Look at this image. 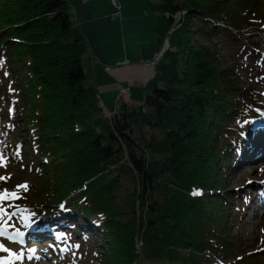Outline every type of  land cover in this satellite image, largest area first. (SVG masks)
<instances>
[{"label": "trees", "instance_id": "trees-1", "mask_svg": "<svg viewBox=\"0 0 264 264\" xmlns=\"http://www.w3.org/2000/svg\"><path fill=\"white\" fill-rule=\"evenodd\" d=\"M227 4L216 16L225 15L228 25L264 17V4L257 0ZM183 11L174 0H158L149 60L165 39L176 50L167 49L153 64L140 109L119 100L117 109L103 116L84 68L91 47L76 34L68 1L0 0V64L6 67H0V88L6 100L14 95L9 85L18 93L19 133L25 143L37 145V154L30 150L29 156L40 167L36 189L26 200L38 204L39 221L51 218L50 211L67 197L74 212L97 220L103 244L92 264H210V257H231L242 248L226 226L233 193L215 171L223 157L233 155L230 140L239 129L234 124L253 114L236 97L254 94L238 85L233 69L229 74L218 67L215 47L206 51L192 43L195 31L210 37L213 23L198 16L202 11H192L202 27L191 30L187 18L176 19ZM207 11L215 15L213 8ZM125 176L131 189L116 194ZM202 188L206 193L191 196Z\"/></svg>", "mask_w": 264, "mask_h": 264}, {"label": "rangeland", "instance_id": "rangeland-1", "mask_svg": "<svg viewBox=\"0 0 264 264\" xmlns=\"http://www.w3.org/2000/svg\"><path fill=\"white\" fill-rule=\"evenodd\" d=\"M67 1L75 23L76 34L84 38L91 47V51L89 50L84 55V68L96 89L99 102L102 106L100 108L101 114L109 116L110 113L117 109L120 103L119 100L124 101L132 108L140 109L146 95V83L155 72L153 64H156L158 61L159 54L166 41L165 39L162 48L156 55V59H153L154 61L151 60L153 61L151 64H146L145 62L149 61L155 53L151 49L155 50L153 44L155 43L154 35L157 26L158 0H118V11L112 6L110 0ZM234 1L218 0V3L214 5V2L210 0H174L175 4L184 9L183 12L177 14L176 19L182 21L184 18H187L192 23L191 30H196L201 24L197 21L198 19H194L192 11H202L204 14H198V16L203 20L209 21L211 17L216 16L221 10L226 12L225 9H229L227 3L233 4ZM257 1L264 4V0ZM218 4H220L222 9L217 10ZM212 8L215 11V15L208 14L207 10H211ZM214 18L225 22V15L223 14H219ZM252 23L260 25V28L252 27L250 30L253 34H256L254 33L256 31L259 33L257 41L252 40V37L247 35L245 38H235L231 30L215 26L216 30L208 38L199 35L195 31L192 43L195 44V48L197 45L206 47V51L215 47L218 56V67L223 71L235 69L234 72L237 74L241 84H245L248 79H253L257 85L258 100L264 104V99L261 96V91H264V18L262 20H255ZM245 25L246 23H242L236 25V27H243ZM169 45L168 40L167 49L170 51L176 50L175 46ZM253 45L255 46L254 48L251 47ZM125 61L128 62L127 65L122 64ZM105 67L109 69L106 70ZM202 151L205 152V149L202 148ZM0 158H2L0 159V192H11L15 189V186L21 187L22 182L19 180V173L12 169V165L7 161L5 155H2ZM226 164H228V161L227 158H224L220 171L223 169L221 175L227 177L228 186L233 192L244 180L251 178L259 179L264 176L263 170L262 172L255 170L256 172L252 174L250 171L251 167H248L247 170L245 166L236 170L235 173L229 174L230 170L227 171ZM205 171H208L209 175L210 167H208V163ZM26 179L29 180L30 184L36 185L34 174L27 175ZM121 181L122 187L116 189V194L118 192L126 193L127 189H131L130 186L132 184L127 176L121 178ZM247 205H245L241 215L236 218L232 217L230 220L228 225V229H230L229 234L240 238L243 241V245L249 250V254L258 249V252H255V260L260 261V264H264V241H262L264 220L255 217V221L253 222L251 218L253 211H248L249 215H245ZM231 208V212H234L235 208ZM135 210L136 216L140 217L142 213H140L138 201L135 203ZM138 241L139 239L136 238V251L141 246ZM93 243L94 245H88L90 253L86 254L84 258L75 254L71 260H75V264H89L92 249L102 245L100 234L93 236ZM234 251L232 252L233 256L229 260L236 258L239 254L241 257L248 255L244 251H240L241 253H238V250L237 253H234ZM208 261L212 264L215 260L213 257H210ZM44 264L48 263L45 262ZM144 264H178V262L150 260L145 261Z\"/></svg>", "mask_w": 264, "mask_h": 264}, {"label": "snow or ice", "instance_id": "snow-or-ice-1", "mask_svg": "<svg viewBox=\"0 0 264 264\" xmlns=\"http://www.w3.org/2000/svg\"><path fill=\"white\" fill-rule=\"evenodd\" d=\"M2 159V158H0ZM26 187V186H25ZM194 195H200L201 193L195 192L193 193ZM16 198V194L15 193H7L5 192L3 195H0V205H2V203L5 200H9V199H13ZM8 214L6 213L5 209L0 206V237L5 236V232H6V228L3 226V221L5 219V217ZM18 236L22 235L21 233H17ZM11 238V237H9ZM0 252H5V253H9L11 256H13L15 259H20L21 257L10 253V250L7 249L6 247H4L3 244H0ZM0 264H13V261L11 259H5V260H0Z\"/></svg>", "mask_w": 264, "mask_h": 264}, {"label": "built area", "instance_id": "built-area-1", "mask_svg": "<svg viewBox=\"0 0 264 264\" xmlns=\"http://www.w3.org/2000/svg\"><path fill=\"white\" fill-rule=\"evenodd\" d=\"M110 2L112 4V6L116 9V11H118L119 10V1L118 0H110ZM153 59L155 60L156 59V56ZM153 61H150V62H153ZM122 64L123 65H127L128 62L125 61V62H122ZM105 69L107 70L109 68L108 67H105Z\"/></svg>", "mask_w": 264, "mask_h": 264}, {"label": "water", "instance_id": "water-1", "mask_svg": "<svg viewBox=\"0 0 264 264\" xmlns=\"http://www.w3.org/2000/svg\"><path fill=\"white\" fill-rule=\"evenodd\" d=\"M167 47H168V39H166V41H165V44H164V46H163V49L161 50V52H160V54H159V57L163 54V52L167 49ZM158 57V58H159ZM146 64H150L151 62L150 61H147V62H145Z\"/></svg>", "mask_w": 264, "mask_h": 264}, {"label": "bare ground", "instance_id": "bare-ground-1", "mask_svg": "<svg viewBox=\"0 0 264 264\" xmlns=\"http://www.w3.org/2000/svg\"><path fill=\"white\" fill-rule=\"evenodd\" d=\"M262 56V55H261ZM263 164H264V162H263ZM262 164H253V165H251V166H249V167H251V169L252 170H259L260 169V166H261Z\"/></svg>", "mask_w": 264, "mask_h": 264}]
</instances>
